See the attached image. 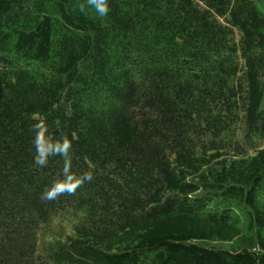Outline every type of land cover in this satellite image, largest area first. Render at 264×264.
Masks as SVG:
<instances>
[{"label": "trees", "instance_id": "16d2710c", "mask_svg": "<svg viewBox=\"0 0 264 264\" xmlns=\"http://www.w3.org/2000/svg\"><path fill=\"white\" fill-rule=\"evenodd\" d=\"M107 3L0 0V264H264V0Z\"/></svg>", "mask_w": 264, "mask_h": 264}, {"label": "clouds", "instance_id": "9594fccd", "mask_svg": "<svg viewBox=\"0 0 264 264\" xmlns=\"http://www.w3.org/2000/svg\"><path fill=\"white\" fill-rule=\"evenodd\" d=\"M86 6L92 9L98 17H104L108 14L109 8L107 0H85ZM37 129V135L34 139V146L37 149V154L34 157V163L40 167H43L47 163L49 156L61 155L67 156L68 151L71 148V144L67 139H63L59 142V146L52 150L44 149L41 146V133L43 131V125L37 124L34 126ZM66 167L64 169L65 179L63 181L53 184L46 192L42 193V199H54L55 197L67 192L71 194L77 187L82 183L91 181L92 175L90 173H85L79 178H74L68 173L67 161H65Z\"/></svg>", "mask_w": 264, "mask_h": 264}]
</instances>
